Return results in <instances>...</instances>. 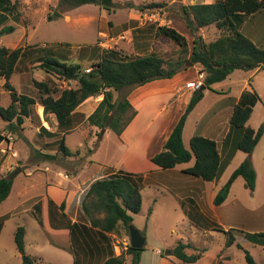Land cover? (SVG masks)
<instances>
[{
    "label": "rangeland",
    "instance_id": "obj_1",
    "mask_svg": "<svg viewBox=\"0 0 264 264\" xmlns=\"http://www.w3.org/2000/svg\"><path fill=\"white\" fill-rule=\"evenodd\" d=\"M17 1L14 10L8 11L7 20L0 26L1 28L4 25H12L13 28L0 35V45L9 48L19 46L29 48L28 52L18 61L9 81L17 92L37 98L39 91L34 85V81H44L50 84L55 90L53 92L55 96L58 95L61 88L75 85L74 81H64L47 74L40 68L37 57L41 52L36 53L34 51L37 46L40 48L44 45L62 43L61 46L69 52V58L79 63L83 69L90 68L92 63L98 59L102 48L120 49L132 56L154 52L165 59L180 57L186 59L188 54L183 55L178 45L162 35H157L154 28L164 24L176 28L186 36L189 49L192 35L178 14L177 10L180 4L212 2L214 0H114V7L110 10L93 3L72 7L63 0ZM49 14L52 16L51 19H48ZM239 28L244 35L264 48V9L245 16L239 24ZM198 33L205 41H210L219 34L214 25L203 27ZM188 61L187 59L183 63L181 69V71H189L186 75L188 80L178 83L180 90L175 93L176 97L169 98L172 100L174 97L176 103L172 107H168V110L166 109L161 114L162 116L160 115L161 120H163L162 123L166 127L171 126L173 119L177 117L180 105H183V102L180 101L181 97H178L177 94L186 93V97H190L193 89L186 87L185 84L189 81L202 82L203 80V77L199 76L200 67L188 64ZM251 73L253 75L247 82L254 87L260 100L254 104L246 125L256 129L264 121V69L255 71L236 69L223 81L217 83L216 88L203 90V98L188 114L184 124L183 134L186 147H188V138L192 135H206V137L218 141L219 145L222 143L223 130L231 114V110H229L231 96H235L239 92L245 83V78ZM135 90V88H131L123 89L120 92L112 91L113 98H120L123 95L133 97ZM93 98L82 104L83 111L75 113L73 131L65 136L66 145L73 151L72 156L68 157L66 161L63 158L45 161L49 164L50 170L35 173L31 177L33 178L32 181H29L30 179L25 176L24 167L14 176L16 184L21 182L23 186L26 184L28 187L27 197L29 199L43 193L42 187L46 177L52 175L53 178H57L56 169H54L56 165L54 164H58L60 169L69 171L77 167L80 168L86 160H91V167L95 164H101L106 166L108 171L117 170L115 165L125 168L118 135L108 128V125L106 126L107 130L101 132L100 128L89 124L84 118L91 111L87 107L89 103L100 100L102 95ZM9 101L10 97L4 87V79L0 78V104L7 105ZM163 102L164 99H156L153 102L142 104L141 116L136 123V129L145 125L153 117L152 115L162 109ZM36 107L38 109L37 105L34 106V109ZM157 114L159 115V113ZM44 119L51 130L55 131V136H59L61 133L51 120V115H44ZM1 122L2 119L0 118ZM33 124L26 121L23 130L17 129L13 133L6 132L9 140L4 141L2 147L8 146L10 141L15 140V146L21 153V160H18L17 163H26V166L36 159L34 153L37 150L49 154L56 152L60 157L61 153L56 151L55 142L49 145L45 144L44 148L41 146L44 140L51 142L53 139L44 134L35 135ZM262 135V139L254 147L250 159L256 173L254 189L246 188L243 178L238 176L230 186L222 209L218 210L225 221H232L234 226L240 227L246 232L264 231V129ZM129 137L131 139L127 140L128 143L130 140H134L135 134L132 133ZM76 150L78 153H75ZM14 158L17 160L20 157ZM14 158L8 160L11 164V166L9 164L7 166L11 167L10 173L21 167L15 164ZM245 158L246 154L239 151L229 163L227 161L221 167L216 177L217 189H220L231 172ZM192 163L193 159L181 165ZM32 166L34 167L33 163L29 168ZM158 169L159 173H152L151 180L144 184L141 189L143 213L133 215L134 220L131 223L145 237V249L140 258V264H164L161 258L164 257L165 250L169 245H174L180 238L185 241L190 240L199 250L203 248L205 250L194 262L185 263L171 257L172 263L170 264H212L213 259L224 247L226 235L215 229H202L192 224L186 215V211L183 210L186 207L185 204L184 207L181 200L167 191L164 186L154 184V180L160 183L167 178L166 176L175 172L171 169ZM91 170L92 168L80 171L89 175ZM31 201L33 200H30L29 203ZM244 211L253 214L252 221H244L242 217ZM150 212L151 215L148 216ZM236 212L237 216L234 215ZM16 223L27 224L25 252L36 258H41L37 259L35 264H65L64 258L68 259L70 255L47 243L30 213L20 215V217L11 216L9 220L5 221V228L0 237V264L20 263L17 262L18 252L12 238V229ZM110 240L114 254L118 255L126 249L129 243V234L127 235L124 228L119 226L118 232L110 234ZM239 240L259 263L264 264L261 260L264 257V244H253L248 240H243L242 237ZM157 249L160 250L161 254L155 252ZM196 252L197 249H188L189 254ZM228 253L234 258L232 264H244L242 249L233 245L228 249ZM124 257L126 261L123 264H129L130 256L124 255Z\"/></svg>",
    "mask_w": 264,
    "mask_h": 264
},
{
    "label": "trees",
    "instance_id": "obj_2",
    "mask_svg": "<svg viewBox=\"0 0 264 264\" xmlns=\"http://www.w3.org/2000/svg\"><path fill=\"white\" fill-rule=\"evenodd\" d=\"M63 1L72 7L93 3L108 10L115 4L114 0ZM17 2V0H0V26L7 20L6 14L11 9L14 10ZM138 7L140 9V6ZM260 9H264V0H214L180 4L178 14L192 35L190 48L188 49L186 36L172 26L157 25L154 31L157 35H162L178 45L183 55L188 54L186 59L183 57L165 59L154 52L132 56L120 49L102 48L98 59L86 72L79 63L69 58V52L61 46L62 43L44 45L40 48L37 46L34 51L41 52L37 57L41 69L64 81L75 82L74 86L61 88L56 96L53 94L54 88L44 81H34L39 91L37 98L17 92L9 80L18 61L29 48L24 46L9 48L0 45V78L4 79V87L10 97L6 106L0 104V118L6 122L5 129H0V142L8 139L2 133L3 130L13 133L17 129H22L25 118L33 115L36 104L43 107L44 115L54 116L58 129L65 132L73 126L75 109L87 99L100 94L101 100L86 120L89 124L102 129L112 114L107 127L116 135H120L137 111L129 102L127 95L114 99L112 91L120 92L155 79L171 78L181 71L183 63L188 59L192 65L199 66L200 72L204 74L201 86L192 91L162 149L150 160L160 169H170L193 159V163L183 168L182 172L205 181L214 180L221 169L217 141L203 135H192L186 147L182 140L183 127L188 114L203 98L205 88L212 89L215 84L223 81L236 69L250 70L256 67L264 69V48L245 36L239 28L245 16ZM51 17L49 14L48 19ZM209 25H214L219 34L214 39L205 41L198 31ZM12 29V25L2 26L0 35ZM258 100L260 97L255 90L243 91L237 103L233 105L229 117V127L240 129L242 132L235 144V149L248 154L253 151L264 129V121L256 129L246 125L252 107ZM39 134L50 137L55 135V132L40 126ZM55 143L63 158L73 155L65 144L63 134L57 137ZM75 153H78V150ZM34 157L54 160L57 154L37 150ZM238 176L243 178L246 188L254 189L256 173L248 157L239 163L217 191L213 198L214 205H219L226 199L232 182ZM142 179L141 173L117 169L107 176L96 178L89 184L81 202L82 217L85 220H82L80 216L81 221L70 223L67 220L66 225L70 238L67 249L73 255V264H81L80 257L82 252L86 253V250H95L105 257L101 264H123L126 261L124 255L130 256L129 264H140V255L144 248H133L128 243L126 249L116 255L110 234L118 232L119 226L124 228L127 235L129 234L128 226L132 223L133 215L141 209ZM11 185L12 178L9 177V173L0 177V203L9 194ZM63 205V203L59 205L61 210ZM38 209L39 204H36L35 210ZM188 214L191 215L189 212ZM39 222L41 223V219ZM213 229L226 235L224 247L235 244L243 250L244 264H259L247 249L235 243L234 232H243L242 230L234 228L225 230L217 225ZM24 234V226L17 225L13 239L21 255L20 264H35L37 258L25 252ZM244 235L254 243L264 244V231L245 232ZM191 248L197 249V252L189 254L186 250ZM204 250L205 248L199 250L190 241L179 239L169 248L167 255L182 262L191 263L196 261ZM214 264L224 263L215 262Z\"/></svg>",
    "mask_w": 264,
    "mask_h": 264
},
{
    "label": "crops",
    "instance_id": "obj_3",
    "mask_svg": "<svg viewBox=\"0 0 264 264\" xmlns=\"http://www.w3.org/2000/svg\"><path fill=\"white\" fill-rule=\"evenodd\" d=\"M12 1H15V0H12ZM258 69H263V68L256 67L254 69L243 70V71H255ZM187 72L189 71H179L171 78L155 79L143 85L137 86L135 87L136 89L135 95L133 97H130V96L127 97L129 102L133 106V108L136 109L137 113L130 120L127 126L123 129L121 134L118 135L119 141L122 147L121 151H122V156L124 157L123 164L125 168H121L117 165H115L114 167H116V169H124L130 172L141 173L142 178H143L142 188L144 184L148 183V181L151 180L150 176L152 175V173L153 174L159 173L158 167L151 162L150 158L155 153L159 152L162 149L163 143L165 142L166 138L168 137L169 133L171 132L173 126L175 125L176 121L178 120L180 114L182 113L184 107L186 106L188 102L189 97H186V93L177 94L178 97H181L180 101L183 102V105H180V108L178 109L177 117L173 119L171 126L166 127L165 125H163L162 123L163 120H161V116H162L161 114L166 109L168 110V107H172V105L176 103L174 100V97H176L175 93L180 90V85L178 86V83L185 82L188 80L186 78ZM180 73L182 74L180 75ZM252 75H253L252 73L249 74L245 78V83L241 86V89L239 90V92L235 96H231V99H230L231 102L229 105V110H231V112H232L233 105L237 103L243 91L255 90L254 87H252L250 83L247 82V80H249V78ZM215 86L216 84L213 86V88H216ZM221 94H225V93H221ZM172 96L174 97L172 100H170ZM91 99H94V98H91ZM91 99H87V100H91ZM156 99H164V102H166V103L164 102L162 103L161 107L163 108L159 109L160 112L158 110L157 113H159V115L157 113L152 115L153 117H151L145 123V125H143L139 129H136V126H137L136 123L138 122L141 116L142 104L153 102ZM100 100H97L96 102L92 101L91 103H89L87 107L90 108L89 109L91 110L90 113L95 109V107L97 106ZM84 102L82 104H84ZM82 104L79 105L75 109L74 113L83 111ZM36 105L41 110H38L36 107L34 109L33 115L28 118H25V121L22 124L21 130L24 129V123L26 121H30L32 124L33 122H35L33 126L35 127V132H36L35 135L37 136H40L39 134L40 126H44L49 131L55 132L54 130H51V128L46 124V121L44 119V114H43V107L40 104H36ZM3 106H6V105H3ZM89 114H86L84 118L86 119V117ZM51 120L56 124V127H57V123H56L54 116H51ZM5 126H6V122L2 121L0 123V128H3V127L5 128ZM73 126L71 129L66 130L65 132L61 129H58V130H61L59 132L61 133L60 135L63 134L64 141H65V136L73 131ZM105 130L107 129L105 128ZM6 132L11 133L10 131H5V130L2 131V133H4L5 135H6ZM132 133L133 135L135 134L134 140H130V143H128L127 140H129L130 138L129 135H132ZM241 134L242 132L240 129L230 128L229 121H228L227 125L225 126L223 130V134H222V138L223 139L225 138V140L224 141L222 140V143L220 145L218 144V141H217L219 154H220L221 167H223L227 161L229 163V161L232 160L239 151H241V150L235 149V144L237 140L241 137ZM203 136H206V135H203ZM262 136L260 137L259 141L262 139ZM50 137L53 139L51 140V142L44 140V142L41 143V146L43 148L46 146L45 144L49 145L51 143H54L58 136L53 135ZM190 137L188 138V143H189ZM7 140H3L0 142V177L6 176L8 173H10L11 167H7V166L8 164L11 166V164L9 163L8 160L14 157H20L17 160L16 158H14V160L16 161L15 164L21 166L20 171H22L24 167V170H25L24 174L27 178L30 179L29 181L33 180V178L31 177L34 176L35 173H39L42 171L45 172L47 170H50L49 164L45 162L47 160L38 159L37 157H35L36 159H34L31 162L34 165V167L32 166L31 168H29L31 166V163L28 166H26V163H23V164L17 163L18 160H21V156H20L21 153L15 146V140L10 141L9 145L3 148L2 143ZM182 140L185 145V138H184L183 132H182ZM259 141L257 143H259ZM55 147H56V151L58 152L57 143H55ZM69 150L73 153L72 149L69 148ZM245 154H246V157L251 159L252 152L250 154L248 153H245ZM58 155L56 159L63 158L62 156L59 157ZM68 157H64L63 159L66 161ZM91 163H92L91 160H86L82 163L80 168L77 167L76 169L70 170V171L65 170L63 168L60 169L61 167L58 164L53 163L54 165H56L54 169H56L55 173L57 175V178H53L52 175H50V177L48 176V178L46 177L47 179L46 178L44 179L45 182L42 187L44 189L43 193H41L38 196L32 197L30 199L27 197L28 187L26 186V184L24 186L23 184H21V182L16 184L15 177H13L9 194L0 203V207H2V210H0V237H1L2 231L5 228L6 220H9L11 216L20 217V215L22 216L23 214L30 213L33 219L36 221V224L38 225L44 238L47 240V243L55 248H58L68 253L70 256L68 257V259L64 258L65 264H73V255L67 249V246H69L70 244V238H69V232H68L69 230L66 227L67 220H69L70 223L81 221V217L83 216V212L81 210V202H82L83 195L86 189L88 188L89 184L96 178L107 176L110 173L116 171V170L108 171L107 167L101 164H95L93 167H91L92 166ZM190 165L191 164H187V165L179 164L173 168H170L171 171H174L175 173L166 176L167 178L163 179L160 183L154 180V184L164 186V188L167 191H169L170 193H173L176 198H179L181 200L183 206L185 204L186 207L184 206L185 209L183 210L186 211L187 213L186 215L188 216L192 224H194L195 226L202 228V229H207V228L213 229L214 226L217 225V226H221L225 230H227L228 228H234V229L242 230L244 232L245 231L244 229L234 226L233 225L234 223H232V221L231 222L225 221L223 217L219 214L218 210L222 209L221 207L224 201L219 205H214L213 198L216 192L219 190L216 187V178L212 181H205L199 177L182 172L183 168H186ZM90 168H92V170L89 175H86L85 172L80 171L82 169H90ZM30 200H33V201L29 203ZM61 203L64 204L63 210L59 208V205ZM36 204H39L38 210H35ZM142 211H143V199H142L141 209L138 213ZM188 212L191 215H189ZM149 215H151V212L148 213V216ZM234 215L237 216V212ZM242 215H243L242 217L244 221H252L254 217L253 214L248 211H244ZM39 219H41V223L39 222ZM82 220H85V219L82 217ZM133 220L134 218L132 219V222ZM17 225H22V224L16 223L14 225L12 229V238H13V234H14V231ZM23 226L25 228V234H24V244H25L27 224H24ZM243 232H238V231L234 232L235 243H239L242 246V243L239 240V238L242 237L243 240H248L249 242L253 244H258L246 238ZM180 239L183 240V238H180ZM186 241H190V240H186ZM191 243L194 245L193 242ZM144 245H145V242H144ZM144 245H143V248L145 249ZM233 245L235 244H232L229 247H223V249L219 251L218 255L213 259L212 264H214L215 262L217 263L222 262L224 264H232L234 261V258L232 257V255L228 253V249L232 247ZM171 246L173 245H169L167 249H169ZM144 249L141 251V255ZM186 251L188 252V249ZM155 252L161 254L160 250L158 249ZM141 255H140V258H141ZM163 256L164 257L161 258L162 263L164 264L172 263L171 257L173 256H169L166 254H164ZM104 258L105 257L101 256L95 250H92V251L86 250V253L82 252V256L80 257V263L81 264H101L104 261ZM37 259H41V258L38 257ZM261 260L264 262V257ZM17 262L18 263L21 262V255L19 252L17 256Z\"/></svg>",
    "mask_w": 264,
    "mask_h": 264
},
{
    "label": "water",
    "instance_id": "obj_4",
    "mask_svg": "<svg viewBox=\"0 0 264 264\" xmlns=\"http://www.w3.org/2000/svg\"><path fill=\"white\" fill-rule=\"evenodd\" d=\"M188 64H191V62L188 61ZM111 118H112V114H110L109 118L105 122V126L101 129V132H104V130H105L106 126L109 124V121ZM19 171H20V168H16L14 171H12L9 174V177L13 178ZM128 229H129L130 246H132L133 248H143V245L145 242L144 235L131 224L128 226ZM168 252H169V249H166L164 254L167 255Z\"/></svg>",
    "mask_w": 264,
    "mask_h": 264
},
{
    "label": "built area",
    "instance_id": "obj_5",
    "mask_svg": "<svg viewBox=\"0 0 264 264\" xmlns=\"http://www.w3.org/2000/svg\"><path fill=\"white\" fill-rule=\"evenodd\" d=\"M89 69L90 68H87V69H85V71L88 72ZM199 76L200 77H204L203 74H202V72L199 74ZM185 85H186V87H190L193 90H196V89H198L201 86V81H197V82H191V81H189Z\"/></svg>",
    "mask_w": 264,
    "mask_h": 264
},
{
    "label": "bare ground",
    "instance_id": "obj_6",
    "mask_svg": "<svg viewBox=\"0 0 264 264\" xmlns=\"http://www.w3.org/2000/svg\"><path fill=\"white\" fill-rule=\"evenodd\" d=\"M38 110H41L40 108H38Z\"/></svg>",
    "mask_w": 264,
    "mask_h": 264
}]
</instances>
